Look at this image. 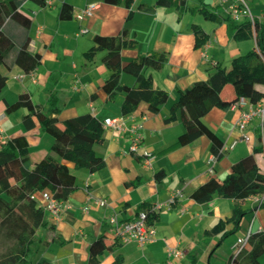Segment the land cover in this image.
<instances>
[{
    "label": "crops",
    "instance_id": "0c3cea01",
    "mask_svg": "<svg viewBox=\"0 0 264 264\" xmlns=\"http://www.w3.org/2000/svg\"><path fill=\"white\" fill-rule=\"evenodd\" d=\"M50 2L39 7L31 0H25L19 9L31 20L28 51L32 55L40 54L42 60L36 69L26 73L15 64L16 48L7 64L0 66L1 74L8 78L0 93V149L7 141L25 136L33 167L41 159L32 162L33 151L42 153L43 158L53 144V138L42 132L39 124L30 131L24 128L26 109L7 112V104L15 103L24 94L45 112L50 98L55 96L60 121L91 113L103 123L110 119L117 120V125L125 128L142 125V144L132 152L131 134L120 128H105L103 144L95 146L97 155L106 162L105 168L91 173L85 169L75 170L71 163H67L76 176L78 189L66 201L59 220L46 212L47 224L38 233L42 241L32 246L31 254L34 256H29V260L32 264H87L92 243L102 236L106 245L112 248L99 257V264H168L169 247L184 252V257L175 264H198L199 250L214 243L208 264L213 257H218L219 249L226 244L229 245V260L235 254L234 245L240 239L264 228V206L257 198L246 202L243 208L247 214L238 232L216 248L221 234L208 233L221 220L231 218L237 202L215 194L211 202L199 203L191 196L211 179L223 182L232 165L249 155H255L264 173V153L254 154V148L262 145L260 121L255 119L245 132L250 136V141L246 142L242 141L243 133L236 126L245 108L232 106L227 110H211L204 122L225 146L237 142L221 160H214L212 142L206 136L192 144L170 149L185 128L179 114L172 123L167 124L165 120L180 92L192 88L197 82L207 81L218 67L230 69L234 58L256 48L254 39L237 42L230 22H213L201 13L192 12L206 7L226 19L231 16L234 1L185 0L188 9L184 12L178 9L177 4L156 6L158 0H135L131 9L124 5H111L104 0ZM64 3L73 7L72 19L60 20ZM91 4L97 5L93 16L78 21L76 15ZM245 4L254 17L263 20L264 0H245ZM140 5L154 7V10H141ZM131 12L133 18L127 20ZM4 20L5 15L0 18V31L6 26ZM244 21H233L232 17V23L236 25ZM194 26L200 27L209 37L201 48L196 47ZM83 29L87 32L80 34ZM124 29L129 32V41L137 42V48L122 51L123 65L141 55L160 53L168 57L167 62L157 69L146 71V75L152 76L154 87L168 95L158 114L152 113L143 102L134 113L123 115L124 94L109 100L103 89L112 74L102 61L106 52H98L93 59L84 56L94 46L95 36L117 37ZM4 30L18 43L23 38L21 24H9ZM121 83L132 87L136 79L122 73ZM256 91L264 94V86H256ZM44 193L35 195L40 206ZM172 199L175 201L170 204ZM96 201H106V206L102 207ZM143 204L151 208L157 204L162 206L157 213L159 218L154 222L157 230L155 241L141 246L116 239L110 220L114 216L119 221L131 220L143 211ZM233 227V224H228L226 230L232 231ZM261 263L264 264V256Z\"/></svg>",
    "mask_w": 264,
    "mask_h": 264
},
{
    "label": "trees",
    "instance_id": "16d2710c",
    "mask_svg": "<svg viewBox=\"0 0 264 264\" xmlns=\"http://www.w3.org/2000/svg\"><path fill=\"white\" fill-rule=\"evenodd\" d=\"M25 0H0V18L5 15V28L15 24L23 27V38L18 43L15 38L0 31V66L7 64L11 53L17 48L15 64L31 73L40 64V54L32 55L28 51L31 20L23 15L19 9ZM39 7H45L47 0H31ZM111 5H124L131 9L135 0H104ZM178 9H188L185 0H158L156 6H172ZM141 10L149 12L154 7L140 5ZM192 12L201 13L207 20L213 22L228 21L232 25L233 37L237 42L254 39L256 48L246 55L232 60L231 68L218 67L217 71L207 81L197 82L192 88L179 93L178 101L173 105L167 124L178 119L180 115L185 132L178 142L170 149L189 145L203 136L211 142V152L217 160L223 158L221 150L225 146L215 132L204 122V118L214 108L227 110L237 104L242 98L253 103L264 99V94L256 91V86H264V18L254 17V21L245 19L239 24L232 23V17L222 19L208 8L193 9ZM73 17V7L67 3L62 6L60 20ZM133 18L131 12L127 18ZM6 19L8 21H6ZM233 21H235L233 19ZM196 36V47H203L209 37L197 26L193 27ZM129 32L124 29L120 36H95L94 46L85 53L87 59H93L98 52H106L102 61L112 72L104 84V91L109 100H114L119 94H124L121 112L123 115L134 113L141 103H146L149 110L158 114L166 103L168 95L165 91L154 87L151 75H146L148 69H157L167 62V55L154 53L141 55L123 65L121 53L125 49H136L137 42L129 41ZM122 73L135 77L136 83L129 87L121 83ZM8 78L0 72V93L6 86ZM233 88L234 97L230 100L222 96L225 88ZM26 109L28 113L23 118L24 128L33 130L39 124L42 132L53 138L49 153L31 167L30 146L25 136L15 137L0 149V240L12 243L5 252L0 251V264H32L29 260L32 246L42 241L38 235L46 222V210L39 205L35 198L38 193H50L59 201H68L78 189L76 176L71 172L67 163H71L75 170H88L91 173L102 170L106 166L105 160L95 151L96 145L104 142L105 128L93 114L87 113L60 121L57 98L49 100L48 111L35 106L29 95L24 94L13 104H7V112L12 113ZM261 140V137H260ZM264 153V145L254 148V154ZM159 175V174H158ZM157 175V176H158ZM237 202L230 219L221 220L209 235L221 234L216 248L230 236L238 232L247 210L244 204L251 199L264 195V173L261 171L255 155H249L236 162L231 167L228 177L219 182L211 179L200 186L192 198L199 203L211 202L214 195ZM264 206V202L262 204ZM143 211L148 212L150 223L158 220L159 216L152 213L151 206L142 205ZM233 224V230L227 231L226 226ZM45 243H49L46 241ZM112 246H107L105 237L94 241L90 247L87 264H99V257ZM264 256V232L251 234L248 247L239 254L230 256L227 264H262ZM38 264H48L41 262Z\"/></svg>",
    "mask_w": 264,
    "mask_h": 264
},
{
    "label": "built area",
    "instance_id": "2783aa9c",
    "mask_svg": "<svg viewBox=\"0 0 264 264\" xmlns=\"http://www.w3.org/2000/svg\"><path fill=\"white\" fill-rule=\"evenodd\" d=\"M234 4L232 7L231 16L235 21H241L243 19L254 21V16L247 8L245 0H233ZM50 0H47L46 5L50 4ZM97 8L96 4L88 5L81 13L76 15V19L80 22L84 21L86 18L92 17L95 9ZM87 30H81L80 34L86 33ZM233 107L245 108L236 123L237 128L240 132L243 133L242 141L249 142L250 136L245 134V132L250 128L255 119L260 121V137L261 142L264 145V99L259 103L250 102L249 99L242 98L237 104ZM104 128H120L124 132L131 134L133 139V144L131 151L135 152L138 150L142 144V135L140 130L142 125H135L131 128H125L124 126H118L117 120H105ZM237 142H234L229 147L224 146L221 150V153L224 155L227 151L233 149L236 146ZM150 157V155H146ZM214 160H217L214 157ZM260 205L264 202V195L257 198ZM175 199L170 201V204H173ZM100 206H106V201H96ZM46 212H49L53 219L59 220L62 212L66 208V201H59L52 197L50 193H44L42 196V205ZM161 204L154 205L151 209L152 213L157 214L161 209ZM110 224L113 227L114 234L116 239L123 243L135 242L141 246H144L148 243L155 241L157 236V230L154 226V223L149 222L148 212L141 211L134 218L127 221H119L116 216L110 220ZM259 232H264V228ZM251 235L240 239L238 243L234 245L235 254H239L244 248L249 244V239ZM184 257V252L180 249L169 247L168 248V264H175L176 261Z\"/></svg>",
    "mask_w": 264,
    "mask_h": 264
},
{
    "label": "rangeland",
    "instance_id": "374dc122",
    "mask_svg": "<svg viewBox=\"0 0 264 264\" xmlns=\"http://www.w3.org/2000/svg\"><path fill=\"white\" fill-rule=\"evenodd\" d=\"M222 96L227 100L232 99L234 97L232 86L228 85L225 88L224 92L222 93ZM42 156H43L42 153L37 154L36 150H34L32 153L31 161L35 162L36 160H38V158H42ZM215 244L216 243H214L211 247H208V248L203 247L199 250L200 260H199L198 264H208V259H209L210 253H211L212 249L214 248ZM11 245H12V243H10V242H7L3 239L0 240V251L5 252L6 250L9 249V247ZM228 252H229V245L226 244L224 247L219 249V252L217 253L218 257H213V259L211 260V264H227L228 263V256H227ZM33 256H34V253H32L30 255V258Z\"/></svg>",
    "mask_w": 264,
    "mask_h": 264
}]
</instances>
